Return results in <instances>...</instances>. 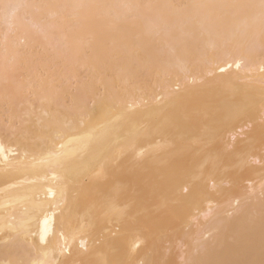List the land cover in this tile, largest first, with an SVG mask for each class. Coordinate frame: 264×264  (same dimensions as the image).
Segmentation results:
<instances>
[{
	"label": "bare ground",
	"instance_id": "bare-ground-1",
	"mask_svg": "<svg viewBox=\"0 0 264 264\" xmlns=\"http://www.w3.org/2000/svg\"><path fill=\"white\" fill-rule=\"evenodd\" d=\"M189 261H264L261 0H0V264Z\"/></svg>",
	"mask_w": 264,
	"mask_h": 264
},
{
	"label": "rangeland",
	"instance_id": "rangeland-1",
	"mask_svg": "<svg viewBox=\"0 0 264 264\" xmlns=\"http://www.w3.org/2000/svg\"><path fill=\"white\" fill-rule=\"evenodd\" d=\"M213 69H214V67L215 66H211ZM216 68V67H215ZM233 71L232 70H230V69H227L226 70V73H228V74H230V73H232ZM84 75V74H83ZM216 76V73L215 72H213V73H209V74H207L206 75V78H208V79H213L214 77ZM202 82H204L203 80H200L199 81V83H202ZM194 84H197V82L195 81L194 82ZM181 88H183V89H185V88H187V85H182L181 86ZM184 93H186V92H184ZM169 147H161L158 151H160V152H163V151H165V150H167ZM226 187H231L230 185H226ZM240 187H242V186H239V188ZM186 192V191H185Z\"/></svg>",
	"mask_w": 264,
	"mask_h": 264
},
{
	"label": "snow or ice",
	"instance_id": "snow-or-ice-1",
	"mask_svg": "<svg viewBox=\"0 0 264 264\" xmlns=\"http://www.w3.org/2000/svg\"><path fill=\"white\" fill-rule=\"evenodd\" d=\"M261 9L262 11H264V0H261ZM116 264H123V262H116ZM186 264H198V262L189 261V262H186ZM261 264H264V261H262Z\"/></svg>",
	"mask_w": 264,
	"mask_h": 264
}]
</instances>
